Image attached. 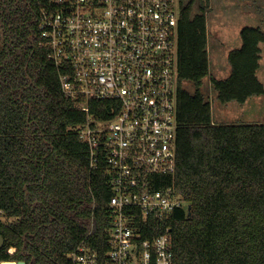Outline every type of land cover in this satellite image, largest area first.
I'll return each instance as SVG.
<instances>
[{
    "label": "trees",
    "instance_id": "16d2710c",
    "mask_svg": "<svg viewBox=\"0 0 264 264\" xmlns=\"http://www.w3.org/2000/svg\"><path fill=\"white\" fill-rule=\"evenodd\" d=\"M47 2L0 0V209L13 218L0 221V260L71 264L66 254L91 229L105 258L112 190L105 171L90 169L86 143L73 128L85 111L65 96L48 48L40 46L38 15ZM180 3L178 161L167 183L192 209H176L153 229L170 226L174 264H264V121L216 123L203 91L209 76L224 104L264 94V29L241 28L242 45L228 54L231 72L220 78L208 49L212 0ZM107 103L93 99L91 109Z\"/></svg>",
    "mask_w": 264,
    "mask_h": 264
},
{
    "label": "built area",
    "instance_id": "2783aa9c",
    "mask_svg": "<svg viewBox=\"0 0 264 264\" xmlns=\"http://www.w3.org/2000/svg\"><path fill=\"white\" fill-rule=\"evenodd\" d=\"M180 4L48 0L40 9V46L48 48L65 96L85 111L73 128L86 143L90 169L105 171L112 190L105 258L91 229L66 254L71 264H174L170 226L153 228L189 206L167 183L178 161ZM93 99L108 103L95 112ZM104 110L109 114L99 115ZM7 219L0 209V221Z\"/></svg>",
    "mask_w": 264,
    "mask_h": 264
},
{
    "label": "crops",
    "instance_id": "0c3cea01",
    "mask_svg": "<svg viewBox=\"0 0 264 264\" xmlns=\"http://www.w3.org/2000/svg\"><path fill=\"white\" fill-rule=\"evenodd\" d=\"M214 3V4H213ZM215 0H212V10L207 15V28H208V49L210 55V67L212 68L213 74L220 78L227 77L231 72V66L228 60V54L230 50L238 48L242 45V39L240 36L241 28L245 25H257L252 23H236L235 19L230 22L231 15L227 12L223 13L221 19L223 20L220 27L215 26L212 23L208 25V16L212 14V19L214 16L219 15V12L214 9ZM226 10V8H224ZM262 59V58H261ZM261 66V60H260ZM258 75L260 77V68L258 70ZM209 79L210 77L207 76ZM205 78V79H206ZM204 79V82H205ZM189 82L192 84L194 91V84L189 80H184V82ZM215 92V98L217 97V91L213 88ZM203 91L204 89L203 84ZM206 94V93H205ZM207 95V94H206ZM263 95V94H262ZM218 99V97H217ZM218 102L221 103L219 107L218 115L215 116L214 122H262L264 117V100L260 95H253L247 99L244 103H239L237 101H230L226 104L222 103L219 99ZM216 120V121H215Z\"/></svg>",
    "mask_w": 264,
    "mask_h": 264
},
{
    "label": "rangeland",
    "instance_id": "374dc122",
    "mask_svg": "<svg viewBox=\"0 0 264 264\" xmlns=\"http://www.w3.org/2000/svg\"><path fill=\"white\" fill-rule=\"evenodd\" d=\"M188 0H184V2H187ZM214 4V3H213ZM215 6L214 9L219 12V15L214 16L212 19V14L208 16V25H211L212 23L217 26H223L221 19L223 13L227 12L228 15H231L230 22H233L235 19L236 23H252L261 25L264 29V0H215ZM226 8V10H224ZM197 10V8L194 9V13ZM234 18V19H233ZM262 59H261V66H260V79L264 82V45L262 44ZM212 72V68H211ZM213 73V72H212ZM184 87L193 90L192 84L189 82L183 83ZM204 89L205 93L207 94L209 100H211L212 103V113H213V120L216 115H218L219 107H221V103L218 102L217 97L215 98V92L213 90L212 84H209V79L206 78L204 82ZM260 97L264 100V94L260 95ZM216 121V120H215ZM264 121V117L262 119ZM10 219V220H9ZM7 221H11L13 218H9Z\"/></svg>",
    "mask_w": 264,
    "mask_h": 264
},
{
    "label": "water",
    "instance_id": "95a60500",
    "mask_svg": "<svg viewBox=\"0 0 264 264\" xmlns=\"http://www.w3.org/2000/svg\"><path fill=\"white\" fill-rule=\"evenodd\" d=\"M192 205L188 206V214H191ZM4 237L0 234V248L4 245ZM2 264H26L24 260H4Z\"/></svg>",
    "mask_w": 264,
    "mask_h": 264
}]
</instances>
